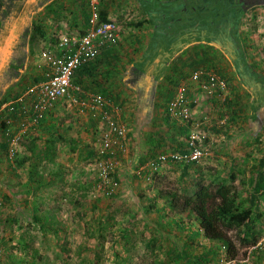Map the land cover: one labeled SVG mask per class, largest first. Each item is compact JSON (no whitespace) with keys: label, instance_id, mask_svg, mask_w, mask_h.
<instances>
[{"label":"rangeland","instance_id":"374dc122","mask_svg":"<svg viewBox=\"0 0 264 264\" xmlns=\"http://www.w3.org/2000/svg\"><path fill=\"white\" fill-rule=\"evenodd\" d=\"M241 33L250 65L264 75V8L246 13ZM213 52L226 63L227 57ZM38 60L35 57V63ZM43 64L37 62L33 68L43 69ZM226 66V70L210 68L228 78L230 88L236 82L240 86L234 67ZM23 79L15 84L11 80L0 82L4 103L14 99H10L12 89ZM174 87L166 80L164 94ZM197 100L198 109H210L202 108V113H212L216 102L205 95L197 96ZM226 103L221 102L224 106ZM57 109L60 114L55 125L60 132L40 133L34 129L21 134L13 159L8 156L9 146H4L8 143L0 120V264H196L197 259L208 261L205 264H264L262 195L260 211L254 215L260 229H255L247 240L237 229L228 232L237 252L236 259L230 260L228 248H217L219 244L206 239L203 232L195 234L199 222L194 216L168 205L174 194L191 195L202 184L214 190L229 181L214 178L210 172L193 177L191 183L179 181V176L164 181L162 174H155L148 185L134 186L132 192L131 187L123 185L126 175L119 176L118 166L113 178L119 187L108 197L99 189V147L93 133L84 128L86 117L82 114L86 111L81 114L68 103ZM49 117L52 119L51 114ZM94 133L97 136V130ZM78 137L80 144L75 142ZM254 144L257 157H261L264 131ZM209 148L210 153L211 145ZM92 151L95 156H91ZM248 179L229 182L241 193L245 206L249 204L245 201L249 194L244 193L249 188ZM160 193H166L168 198H159Z\"/></svg>","mask_w":264,"mask_h":264},{"label":"crops","instance_id":"0c3cea01","mask_svg":"<svg viewBox=\"0 0 264 264\" xmlns=\"http://www.w3.org/2000/svg\"><path fill=\"white\" fill-rule=\"evenodd\" d=\"M98 9L101 21L114 20L118 23L119 44L105 51L95 62L79 69L74 83L90 93H99L112 99L122 110V121L129 130L128 149L124 155L117 156V167L121 169L119 176L126 175L123 185L128 189L131 187L133 192L134 186L145 187L150 182L148 172H136L139 165L187 148L188 129L171 120L166 113L167 104L174 96L177 84L197 69L222 67L226 70V65L231 66L232 63L225 57L226 63L222 61L213 51L220 53V56L223 53L205 43L186 46L171 58L156 55L154 52L157 50H170L175 45L169 41L157 42L156 25L138 0H98ZM90 11L91 0H55L50 8L44 6L33 15L37 31L32 32L31 27L25 31L28 35V61L24 79L12 89L10 99L22 95L30 86L44 79V64L43 69L33 68L37 62H43L41 53L55 47L59 39L66 35L84 34L90 26ZM19 34L20 31H15L13 38L16 39ZM35 57L39 59L36 63ZM166 80L173 82L175 87L165 95L163 86ZM238 81L240 86L236 82L230 88L225 101L227 107L211 100L216 105L209 115L202 113V108L210 111L208 106L200 109L198 105L195 107L197 117H209L208 127L203 128L207 131L205 142L211 145L208 157L200 164L183 167L171 161L162 164L157 175L162 174L164 181L179 176V181L191 183L193 177L205 176L209 172L214 173V178L220 176L223 181H237L246 177L253 181V178L264 173V146L261 148V157H257L254 144L264 131V110L256 115L253 113L252 96L240 79ZM57 107L50 113L52 119L49 117L50 120L43 121L45 123H41L33 132H60L55 125L60 114L57 113ZM74 108L80 113L86 111L87 114L81 113L86 117L85 121L82 119L84 117L78 116L84 121V128L93 133V139L99 147L98 140L102 132L99 120L88 109L82 111L79 107ZM75 140L77 144L81 143L79 137ZM251 181L244 193L254 192L255 184ZM165 194H158L159 198L167 199Z\"/></svg>","mask_w":264,"mask_h":264},{"label":"trees","instance_id":"16d2710c","mask_svg":"<svg viewBox=\"0 0 264 264\" xmlns=\"http://www.w3.org/2000/svg\"><path fill=\"white\" fill-rule=\"evenodd\" d=\"M54 1L0 0V82L11 80L15 84L24 77L28 61V35L25 31L30 27L32 32L37 31L33 15L44 6L50 8ZM138 1L156 25L157 42L169 41L175 45L170 50H157L154 52L156 55L171 58L186 46L198 43L218 48L230 60L241 84L252 96L253 113L256 115L264 110V75L250 65L241 33L246 13L259 7L264 8V0ZM15 31H20L16 39L13 38ZM3 94L0 95V105L4 103L1 100ZM4 146L7 149L8 144ZM95 155L92 151L91 156ZM251 182L255 184L254 192L245 199L249 202L247 206L241 193L229 182L220 183L214 190L202 184L188 196L174 194L168 205L179 209L182 214L194 216L199 222V231L195 234L203 232L206 239L219 244L217 248H228V258L235 260L237 252L228 239V232L237 229L247 240L255 234V229H260L255 214L260 211L259 195L264 197V192L261 193L264 190V173ZM212 250L209 249L201 259ZM179 257H182L181 253ZM206 262L196 260V264Z\"/></svg>","mask_w":264,"mask_h":264},{"label":"built area","instance_id":"2783aa9c","mask_svg":"<svg viewBox=\"0 0 264 264\" xmlns=\"http://www.w3.org/2000/svg\"><path fill=\"white\" fill-rule=\"evenodd\" d=\"M90 12V26L84 34L66 35L55 47L41 53L40 58L46 68L44 79L3 104L0 120L9 146L8 156L13 159L21 134L36 129L59 104L68 103L82 111L88 109L102 128L97 151L99 189L111 197L119 187L113 175L119 164L117 156L127 152L129 130L122 121V110L112 99L86 91L74 83V78L79 69L95 62L105 51L117 47L120 28L114 20H100L98 0H91ZM229 92L228 79L215 69H197L180 81L167 104L166 113L171 120L188 129L187 148L149 160L139 165L136 172H148V179L152 180L166 162L182 167L201 163L210 150L204 143L207 131L203 129L208 127L209 117L196 116L197 96L205 95L210 100L224 103Z\"/></svg>","mask_w":264,"mask_h":264}]
</instances>
